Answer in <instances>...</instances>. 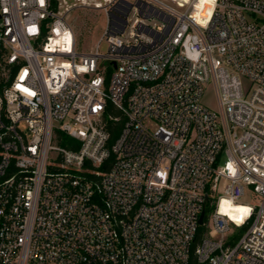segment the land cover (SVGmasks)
<instances>
[{
  "label": "built area",
  "instance_id": "built-area-1",
  "mask_svg": "<svg viewBox=\"0 0 264 264\" xmlns=\"http://www.w3.org/2000/svg\"><path fill=\"white\" fill-rule=\"evenodd\" d=\"M64 2L0 0V264H264V0Z\"/></svg>",
  "mask_w": 264,
  "mask_h": 264
},
{
  "label": "rangeland",
  "instance_id": "rangeland-1",
  "mask_svg": "<svg viewBox=\"0 0 264 264\" xmlns=\"http://www.w3.org/2000/svg\"><path fill=\"white\" fill-rule=\"evenodd\" d=\"M66 20L71 27L72 34L75 37L77 52L82 54L94 51L106 28L107 17L105 13L100 9L75 7L69 13H67ZM72 34H68L66 37L61 39L59 43L63 44L64 47L68 49L72 48ZM105 51L106 45L102 43L100 52L105 53ZM202 104L211 110L218 109L217 98L212 85H209L205 89L202 98ZM240 202L246 205H254L255 203L254 199L249 193H247L246 197ZM228 217L231 220L233 226V238L237 234L238 230L244 226V224L240 225L238 217L233 215L230 211ZM200 230L202 231L204 228H201Z\"/></svg>",
  "mask_w": 264,
  "mask_h": 264
},
{
  "label": "bare ground",
  "instance_id": "bare-ground-1",
  "mask_svg": "<svg viewBox=\"0 0 264 264\" xmlns=\"http://www.w3.org/2000/svg\"><path fill=\"white\" fill-rule=\"evenodd\" d=\"M75 0H65L63 6H62V15H65L69 9H73L75 7H79L80 4H74ZM227 204V207L229 208V211L238 217L241 221H245L246 215H248L250 208L248 205L239 203V204H230L227 202H224Z\"/></svg>",
  "mask_w": 264,
  "mask_h": 264
},
{
  "label": "trees",
  "instance_id": "trees-1",
  "mask_svg": "<svg viewBox=\"0 0 264 264\" xmlns=\"http://www.w3.org/2000/svg\"><path fill=\"white\" fill-rule=\"evenodd\" d=\"M52 6H53L54 9L57 10V8H58V0H53V5ZM110 130H112L111 131L112 132L111 143H113L115 141V139L117 138V131H115L116 129H114V130L111 129V127H110ZM224 204L226 205L224 211L229 215V208L227 207L226 203H224ZM238 220H239L240 225L244 224L240 219H238ZM248 227H249V223L244 225L241 229H239L237 234L233 237V240L237 241L247 231ZM204 233H205V230H202L201 231V235H203Z\"/></svg>",
  "mask_w": 264,
  "mask_h": 264
},
{
  "label": "water",
  "instance_id": "water-1",
  "mask_svg": "<svg viewBox=\"0 0 264 264\" xmlns=\"http://www.w3.org/2000/svg\"><path fill=\"white\" fill-rule=\"evenodd\" d=\"M204 212L202 213V215H201V218H200V221H199V223L202 225L203 224V219H204Z\"/></svg>",
  "mask_w": 264,
  "mask_h": 264
}]
</instances>
